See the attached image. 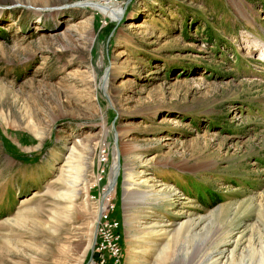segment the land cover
<instances>
[{
  "label": "rangeland",
  "instance_id": "rangeland-1",
  "mask_svg": "<svg viewBox=\"0 0 264 264\" xmlns=\"http://www.w3.org/2000/svg\"><path fill=\"white\" fill-rule=\"evenodd\" d=\"M102 145L125 264H259L264 0H0V264L92 262Z\"/></svg>",
  "mask_w": 264,
  "mask_h": 264
},
{
  "label": "built area",
  "instance_id": "built-area-1",
  "mask_svg": "<svg viewBox=\"0 0 264 264\" xmlns=\"http://www.w3.org/2000/svg\"><path fill=\"white\" fill-rule=\"evenodd\" d=\"M109 156L108 147L100 146L88 192L98 212L92 264H125L123 221L117 216L118 208L112 201V194H108Z\"/></svg>",
  "mask_w": 264,
  "mask_h": 264
},
{
  "label": "bare ground",
  "instance_id": "bare-ground-1",
  "mask_svg": "<svg viewBox=\"0 0 264 264\" xmlns=\"http://www.w3.org/2000/svg\"><path fill=\"white\" fill-rule=\"evenodd\" d=\"M19 1V0H18ZM19 3H22V2H19ZM85 5H87L88 6V8L89 9H91V10H94V11H98L99 13H101L102 15H105L106 17H108L109 19H111V20H113V21H115L116 20V18H119V16L120 15H122L123 14V12H124V9H123V6H114L113 5V3L112 2H103V3H101V2H96V3H93V2H91V3H84ZM84 4L83 3H81L80 4V6H82V7H84L85 8V6H84ZM41 19V18H40ZM39 19V20H40ZM251 45V44H250ZM255 45V44H254ZM112 67H114V66H112ZM111 67V68H112ZM110 70V69H109ZM109 70H108V72L106 73V77H109L110 78V76H109V74L112 72V70L109 72ZM111 75V74H110ZM105 77V85H109V80L107 79ZM104 78V77H103ZM118 163H120L119 162V160H118ZM118 163H116V165H115V167H114V171H113V174H112V178L110 179V184H109V191H108V194H112V193H114V191H115V188H116V185H113V182H114V177H115V174H116V171H117V169L120 171L121 170V164L119 165ZM131 170H132V168L130 169L129 168V171L127 172V174H126V177H125V185H126V188H125V194H126V196H125V203H126V205L128 206V197L129 196H131L132 195V191H133V189H132V187H137V186H139L138 188H140V186L141 185H144V183L145 182H143V181H140V183L139 184H131L130 183V178L132 177V174H131ZM77 172V171H76ZM69 184V183H68ZM70 184H72V183H70ZM73 186V185H72ZM69 189L70 188H68V190L65 192V195H64V193H62L63 195H64V197H60L62 200H64V198L66 197V199L67 200H64V201H66V202H68L69 201V206H67V207H64V209L61 211V213H59V215H57L56 217H55V221L58 223V224H60V223H62L61 222V219H71L72 218V213H73V208H74V203H75V198H77V192L76 191H74V196H73V194H72V192L71 191H69ZM73 191V190H72ZM135 194H137V195H139L142 199L143 198H146V197H148L150 194L147 192V191H142V190H137V191H135V193H134V195ZM62 196V195H61ZM138 197V196H137ZM126 206V209L128 208ZM24 221V222H23ZM27 219H23L22 221H21V223L20 224H26L27 223ZM15 223H17V225L19 224L18 222H16L15 221ZM131 223V220H130V222L128 223V224H130ZM58 226V225H57ZM57 226L55 227V229L57 228ZM59 227V226H58ZM139 230H141L140 228H139ZM142 231V230H141ZM163 231H165V230H163ZM132 232V231H131ZM152 233V232H151ZM157 233V232H156ZM178 233V232H177ZM180 234L177 236V238H179L181 235H182V233L183 232H179ZM166 234V233H165ZM149 235V234H148ZM147 235V236H148ZM164 235V234H163ZM162 235V236H163ZM152 236V235H151ZM124 237V236H123ZM149 237V236H148ZM173 238H175V237H173ZM95 240H96V238H95ZM167 248H169V245L167 246ZM140 249V248H139ZM166 250V249H165ZM226 250V249H225ZM170 251V250H169ZM173 251V250H172ZM143 253V252H142ZM219 253V252H218ZM217 253V254H218ZM225 251L224 252H222L221 253V258H223L224 257V255H225ZM230 254V253H229ZM165 255H166V253L165 254H161V257H160V260L161 259H165L166 257H165ZM231 255V257H229V256H225L224 257V259L225 260H229V259H231V261H233L232 259H234L233 258V254L231 253L230 254ZM219 256V255H218ZM220 258V259H221ZM178 259V258H177ZM217 259V258H216ZM219 259V260H220ZM163 261V260H162ZM161 261V262H162ZM215 261V260H214ZM217 261V260H216ZM214 262V264L216 263V264H218L217 262ZM166 262V261H165ZM183 263L184 264H191L190 263V261H188V260H183ZM182 263V264H183ZM205 263V262H204ZM204 263H199V264H204ZM210 263V262H209ZM221 263V262H220ZM90 264H92V262H90ZM259 264H264V256L260 259V263Z\"/></svg>",
  "mask_w": 264,
  "mask_h": 264
},
{
  "label": "water",
  "instance_id": "water-1",
  "mask_svg": "<svg viewBox=\"0 0 264 264\" xmlns=\"http://www.w3.org/2000/svg\"><path fill=\"white\" fill-rule=\"evenodd\" d=\"M104 85H105V83L103 84V86ZM118 159H119V162H120V157ZM119 165H120V163H119ZM119 176H120V171L117 169L115 177H114L113 185H116L118 183Z\"/></svg>",
  "mask_w": 264,
  "mask_h": 264
}]
</instances>
